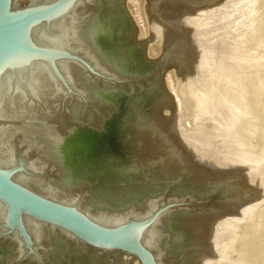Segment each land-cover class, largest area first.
I'll use <instances>...</instances> for the list:
<instances>
[{
    "label": "rangeland",
    "instance_id": "1",
    "mask_svg": "<svg viewBox=\"0 0 264 264\" xmlns=\"http://www.w3.org/2000/svg\"><path fill=\"white\" fill-rule=\"evenodd\" d=\"M148 1L139 0L134 3L127 0V9L134 27L140 28L141 36L147 38L144 39V43L147 46L146 57L151 63L147 65L146 71L150 74L157 69L156 61L162 56L165 49L163 47L167 46V38L164 35H160L161 33L155 34L154 29L157 26L158 19H154L157 16L154 17V10H149L150 4ZM184 1L188 2V4L185 3V5L180 6V4L174 3L173 6L177 7V9L168 10L172 15H169L170 13L167 11V18L175 17L179 20L177 17L180 15L179 17L186 22L189 20L187 18L193 17L190 19L192 21L189 20L188 22H191L196 30H202V28L203 30L202 34L198 33L201 37L198 34H194L197 37L195 42H201L199 40H202L201 46L199 44V47H201L199 54L197 53L195 56L191 49V51H187L189 53V55L187 54L188 56L185 54L186 51L182 52L185 56L179 53L180 61L177 64L173 59H178V56L173 53L170 56L172 61L170 68L167 70L168 73H171L172 81L170 79L167 80L168 73L166 72L165 79L160 84L159 93L168 95L169 91L173 97V99H170L172 105L170 103L167 104L170 108L167 106L163 107L165 110H163V114L165 112L164 116L168 117L167 121L177 124V127L181 125L179 128H175V131L178 129L179 135L180 132L184 134L183 131L187 130L184 134L187 136H184V140L181 142L182 144L185 142V144L184 146L181 144L183 148L178 152H176V139L171 136L173 138L171 140L174 147L173 152H176V157H178L175 159L178 164H175H177V169L186 168L185 170H187L188 164L192 159L191 162H195L198 159L202 160V164L194 165L198 170H196L197 174L192 175L195 179L196 176H199V185L203 187H208L209 185L206 183V178L201 179V177L210 176L205 174L206 170L207 173L208 171L211 173L210 170L213 172V169L215 173L222 170L216 177L230 176H228L229 179L228 177L221 178V186L215 187L217 191L222 192L221 195L223 194V196H217V201L219 202L217 203L220 204L225 198H229L228 201L237 199L235 202L233 201V204L231 202L230 208L228 206L224 207L229 208V214L226 217L230 216V219H227L228 221L225 220L226 217L222 219V221L224 220L222 224L224 222H226L224 223L225 225L227 224L226 231L225 229L222 232L214 231L213 235L207 238L204 242L205 245L207 244L204 246L205 249L207 248V250L204 249L206 253L204 256L206 257L200 263L264 264V0ZM17 3L20 7L28 5L26 0H19ZM151 12L154 18L151 17ZM169 16L171 17L169 18ZM201 21L204 25L201 24ZM197 22L198 25H201L195 27L194 23L197 24ZM158 35L159 37H157ZM154 36L155 39H153ZM164 43L165 46H163ZM208 46L209 48L213 47L215 51L213 52V49L208 50ZM186 56L187 59L185 58ZM207 56L210 60L207 59ZM182 58L185 60L183 61ZM192 58L196 61L198 60V63L195 62L194 65L195 60L193 61ZM212 58L215 60H212ZM203 59L207 60L204 62ZM187 60L190 63L187 62L184 65ZM72 61L78 63L75 60ZM207 61L209 63H206ZM208 64L212 66L210 65L209 67ZM176 65L177 67H175ZM193 65L194 67H192ZM85 73V75L79 73V78H92L94 76L99 78L98 84L92 85L88 83L89 88L86 85L84 86V83L79 80L78 84L83 85L85 88L76 86V89H74L72 86L69 88L67 84L61 81L66 88L65 92L55 90L56 88H52V91L50 88L49 94L42 100L40 105L35 102L33 108L23 109V114L21 113L20 115L17 111V117H11V114L7 117L5 116L7 119L4 117L5 122L13 120L18 126L16 131L11 134L10 147L17 149L16 153L20 157L19 160H22L25 166L31 160L35 162L41 160L43 162L41 164L44 166L42 173H32L27 169L26 172L28 174L49 179L51 182L55 180L57 184L60 183L56 179L58 177L57 165L56 163L54 164L50 149H47L49 147L46 145L50 138L49 133H47L50 129L47 127L44 129L45 126L42 127V124L50 125L54 129L52 131L57 132L61 136L69 129L75 128V135L67 141L66 148L69 149V146H72V148H77L78 152L85 154L93 153L96 148L103 146L104 142L106 143L110 140L108 132H99L97 130L100 120L99 116H106L110 112V107L104 103L103 105L99 104L94 94L102 96L109 88L125 89L126 86H124V83L114 82L112 79L105 80L91 73L88 69H86ZM101 80L107 81V83H102ZM47 87L49 88V86ZM39 88L41 91L40 86ZM55 93L59 95L56 96L54 95ZM60 93L62 94L60 95ZM16 101L19 103L20 99ZM38 101H40V98ZM44 101H46L45 106H48L47 108L44 107ZM42 104L43 107L41 106ZM22 106L24 105L22 104ZM206 118L207 120L205 121ZM0 121L2 120L0 119ZM30 124H36L34 126L36 129H33ZM162 126L164 127L163 121ZM26 135H28L29 140L30 138L34 140V143L28 145V147H26L28 140L24 137ZM82 145L85 146L81 147ZM194 150L197 151V154ZM200 151L201 153L203 152V155ZM188 156H191V158ZM186 162L189 163L187 164ZM219 167L220 170H218ZM199 170L204 173L199 172ZM226 170L227 172H225ZM235 176H237L236 180ZM226 179L228 182L234 180V185L229 184ZM198 180L196 179V182L194 179L192 181L187 180L186 184L194 185L198 183ZM224 183L229 185L226 187ZM211 188L213 189L214 187ZM72 192L70 196L73 195ZM43 194L49 196L45 193ZM64 194L67 193L64 192ZM199 208L205 207L200 206ZM0 231L2 230L0 229ZM52 238L62 240L61 236ZM196 250L195 254L193 252V256L198 252L200 253V251L202 252L200 248H196ZM101 257L108 259V256L104 253H101ZM104 259L103 261L110 264L109 259ZM131 262L134 264L133 259L126 264H132Z\"/></svg>",
    "mask_w": 264,
    "mask_h": 264
},
{
    "label": "water",
    "instance_id": "2",
    "mask_svg": "<svg viewBox=\"0 0 264 264\" xmlns=\"http://www.w3.org/2000/svg\"><path fill=\"white\" fill-rule=\"evenodd\" d=\"M18 1L0 0V83L2 70L8 63L12 67L18 62H41L45 59L52 66L55 76L66 84L55 69V61L61 58L75 60L91 73L105 80L124 83V86L150 78L156 84L163 81V70L161 74L155 70L148 74L147 65L151 62L144 51L136 52L137 45L129 46L131 50L120 47L116 36L122 26L113 22V8L109 13L102 14L103 5L107 3L106 6L111 8L113 0H29L26 7H20ZM79 1H83L81 7L85 4L86 9H91V15H94L98 32H95L96 38L92 40L102 49L101 62L104 67L101 68L106 71L96 69L79 51L47 49L34 40L33 34L38 28L42 25L49 27L51 22L63 19ZM123 13L127 19H131L124 4ZM94 43L93 46H96ZM157 94V89L152 87L145 90L107 89L101 100L109 105L110 112L99 121L97 130L108 132L110 140L93 153H81L72 146L66 148L67 141L75 135V128L60 137L57 151L61 161L58 165L64 171L61 176L69 188L66 189L69 194H64V197L70 200L46 196L15 181L14 173L27 170L22 160H17L9 169L0 168V201L7 207L6 216L0 217V264H60V261L67 264L65 256L69 257L68 253L60 255V261L50 254L41 253L44 247L38 245L40 239L36 240L29 231L23 215L35 222L62 228L83 244L108 251L130 252L138 256L142 264H156L149 249L152 236L156 232L158 235L164 232V237L170 235L174 241L181 240L183 228L179 221L182 213L200 206L207 208L218 202L217 196L223 194L215 187H203L199 183L187 185L182 179L173 178L158 177L147 182L127 171L134 163L129 132L147 119V114L142 111L151 109ZM117 176L129 182L122 183ZM115 181L123 184L118 192L112 190ZM80 203L89 205L87 208L92 216L97 215L110 222L91 217L80 207ZM15 234L16 244L11 238Z\"/></svg>",
    "mask_w": 264,
    "mask_h": 264
},
{
    "label": "bare ground",
    "instance_id": "3",
    "mask_svg": "<svg viewBox=\"0 0 264 264\" xmlns=\"http://www.w3.org/2000/svg\"><path fill=\"white\" fill-rule=\"evenodd\" d=\"M26 1L29 2V0H26ZM89 1L91 2L92 0H89ZM123 1L125 3L124 2L121 3L120 0H113L112 3L114 5L111 8L108 5L106 6V4H107L106 3L102 7V9H103L102 14L105 15V13H107V12L109 13V11H111V9L113 8L112 13L114 15L111 16L113 18V22L119 23L122 26L121 31L119 30V32H117V36H116V39H118L120 44H121L120 47L131 50L129 46L137 45L138 47H137L136 52L140 53V52L144 51V54L146 56V54H147V48L146 47L147 46L144 43V41H145L144 39H147V38L142 37L140 34V32H141L140 28H135L134 23L129 18V16H128L129 19H127L126 16L124 15L123 4H124L125 8H127L128 5H127V0H123ZM130 1L136 3L139 0H130ZM148 2L150 4L149 10H154V12H155L154 17L157 16V18H154L152 15L153 13L151 12V15H152L151 17H153L154 19H158V22L155 20L157 22V26L156 27L154 26L155 27V29H154L155 34L161 33L160 35H164V37L167 38V40L165 39L167 46H165V43L163 44V46H165L163 48H165V49H164L162 56H160V58L156 61L157 62V66H156L157 69H155V72H157L158 74H161L162 70L165 71L164 72V76H165L167 70L170 68V65L172 62L170 60V56H172L173 53H176L178 56V59H176V60H175V58L173 59L175 62H177V64H178V61H180L179 60L180 54L182 56H185L184 54H182V52L184 53L186 51L185 54L189 55V53H187V51L189 52V51L193 50L195 56L197 53L199 54L200 48H201V47H199V44L202 42V40H199L201 42L196 41L198 43L197 44L195 42V39L197 38V37H195V35L198 33L202 34L203 28H202V30L201 29L196 30V28H194L192 26V23L188 22L193 17L187 18L189 20L186 22L183 20V18L179 17L180 15L177 17V18H179V20L176 19L175 17H171V16H169V18L171 17L170 19L167 18V16H168L167 11L168 10L171 11V10L177 9V7L175 8L173 6L174 3L180 4V6H182L183 4L185 5V3L188 4V2H185L184 0H149ZM82 3H83V1L77 2L75 4L76 6L72 7L71 11L63 19H61L57 22L56 21L51 22L49 24V27L42 25L40 28H38L35 31L36 34L35 35L33 34L34 40H35V42L47 47V49H51V48H53V50H55V49L60 50L61 49V51L71 49V50L79 51V54L82 57H84L85 60L87 62H89L92 66H94L96 69H99L101 71H106L105 68H101V67H104L102 62H101V59H102L101 57H103L101 54L102 49L100 50L99 46L96 43H94L95 40L94 41L92 40L93 38L94 39L96 38V36L94 35L95 32L96 33L98 32L97 26L94 25V21H95L94 15L93 16L91 15V9H86L85 4H83V6L81 7ZM109 4H111V2ZM169 11H168V13H170ZM127 12L129 13L128 9H127ZM129 15H130V13H129ZM169 15H172V14L170 13ZM187 17H189V16H187ZM154 19H152V20L154 21ZM187 19H185V20H187ZM201 20H203V19H201ZM190 21H192V20H190ZM198 22H197V24L194 23L195 27H197ZM153 24H155V23L153 22ZM201 24H203L202 21H201ZM201 24H199L198 26H200ZM198 28H200V27H198ZM101 30L105 31V29H103V28ZM198 35L201 37L200 34H198ZM157 37H159V35ZM153 39H155V36L153 37ZM93 43L96 46H93ZM200 46H201V44H200ZM209 49H213V47L209 48V46H208V50ZM212 51L214 52L215 50L213 49ZM208 52H211V51H208ZM217 52H218V50H217ZM130 55L133 57L132 53H130ZM190 55H191V53H190ZM209 55H210V53H209ZM187 56L185 57L186 59H187ZM208 56H207V59L210 60L208 58ZM189 57L191 58V56H189ZM195 59H197V58H195ZM195 59H193V61ZM213 59L214 58H212V60ZM182 60L184 61L185 59L182 58ZM206 60L203 59L204 62ZM190 61H188V60L185 61L184 65H186L187 62L190 63ZM197 61L196 60L194 61V65H195V62L198 63ZM200 61H202V60H200ZM206 63H209V62L207 61ZM194 65L192 67H194ZM210 65H209V67H210ZM175 67H177V65ZM55 69H56V71H58L63 76V78H64V80H65V82L69 88L71 86L74 89H76L75 88L76 86H79V88H80V86L82 88H85L84 86L85 85L88 86V83H90L92 85L98 84L97 81L99 80V78L94 77V76H92V78L87 77L88 79L84 78V77L82 79L79 78V75H78L79 73H81V74L83 73L84 75L86 74L85 73V71H86L85 67L79 62L75 63L74 61H72L70 59H66V58L57 59L55 61ZM186 70H188V69H186ZM2 73H3V75H2L3 77L1 79L2 82L0 83V119L2 120V121H0V168L3 170H6V169H9L15 162H17V160H19L20 157L16 153L17 149L10 147L11 146L10 145L11 134H13V132L16 131V127H18V126L16 125V122H13V120H8L5 122L4 117L9 116L10 114H11V117L12 116L17 117V111L21 115V113L23 114V109L33 108L35 106V104H34L35 102L38 105H40L42 100L45 97H47V94H49L50 88H51V90H52V88H54V89L56 88L55 90H60V91H64V92L66 91V88L64 87L63 83H61V81L55 76V73L52 70V66H50L48 61H46L45 59H43V61H41V62L40 61H38V62L33 61L30 63L18 62L16 65H13L12 67H10V64L8 63L7 65L4 66ZM164 79L165 78H163V80ZM168 79H170L172 81L171 73H168L167 80ZM79 80H81V83H84L83 84L84 86L78 84ZM153 81H154V79L150 78V79H148V81L147 80L133 81V82H130L129 84L126 83L127 85H125L126 86L125 88H127V89L128 88L129 89L141 88V89L145 90V89H149L150 87H152L154 89H157V93H158L152 102L153 106L151 107V109L147 110V111H144V110L142 111L143 113L147 114V119L144 120L143 123L137 124L136 127L134 126L135 128L129 132L130 142H131L130 153L132 154V158H133L134 163H133V165H130L127 168V171L131 172L132 176L136 177L137 179L144 180L147 182H150L151 180L156 179L158 177L163 178V179H166V178L167 179L173 178L176 180L182 179L185 182L187 180L192 181L194 179V181L196 182V179L198 180L199 176H196V179H195L194 176L192 175L195 173L197 174L196 170H198V168L194 167V165L198 164V163L202 164L203 162H202V160H199V159L197 161L195 160V162H191L193 160L192 159L190 161V163L188 162L189 164L186 162L189 166L187 168V170H185L186 168L185 169L184 168H178L177 169L176 165L178 163L175 159H177L178 157H176L177 156L176 152H178L179 150H182L185 142H184V144H182L181 142H182V140H184V136H187V135H184L185 131H187V130L183 131L184 134L182 133L183 134V138H182L181 132L179 135V132L177 131L178 129L175 131V128H179L181 125L179 127H177V124H175L174 122L167 121L168 117L164 116L165 112L163 114V110H164L163 107L164 106L166 107L168 103H170V105H172L171 104L172 101H170V99H173V97L170 95V92L168 90H167L169 93L168 95L166 94V92H165L166 95H162L161 93H159L160 84H158V83L156 84L155 81L154 82ZM101 82L107 83V81H102V80H101ZM39 86L41 87V91H40ZM47 86H49V88ZM173 88H174V86H173ZM56 93H57V91H56ZM56 93L54 95H56ZM61 94L62 93H60V95ZM54 95H52V96H54ZM58 95H56V96H58ZM94 95H95L98 103L103 105V101L101 100L102 97L99 96L98 94H94ZM39 98H40V101H38ZM18 99H20L19 103H17V101H16ZM44 102H43L44 107H46L45 106L46 101H44ZM22 104L24 106H22ZM43 104L41 105L42 107H43ZM20 107H21V109H20ZM167 107L170 108L169 105ZM43 109H45V108H43ZM47 111H49V110H47ZM27 112H29V111H27ZM87 116L90 117L88 114H87ZM177 116H178V114H177ZM202 116H206V115H202ZM76 117L78 118L77 115H76ZM99 117L101 120L103 118V115H100ZM104 117H105V115H104ZM178 119H180V118H178ZM29 120H30V118H29ZM206 120H207V118L205 119V121ZM46 121H47V119H46ZM162 121H163L164 127L162 126ZM30 122H31V120H30ZM22 125H23V123H22ZM30 125H32V127L34 129L35 128L34 126L36 124H30ZM178 125H179V123H178ZM39 126H40V124H39ZM43 126H45L44 129H46V127H47L48 129H50L49 131H51V132H49V131L47 132L50 135L48 143H47V141H45V142L47 143L46 145L49 147L47 149H50L54 164L56 163V165H58L59 164L58 162H60L61 160H60V156L58 154L57 148L59 146V140H60L61 135H59L55 131H52L54 129H52L50 127V125L42 124V127ZM180 130H181V128H180ZM189 133H191V132H189ZM171 136H174L173 138L176 139V146H177L176 152H173L174 147H173V142H171V140L173 138ZM24 137H26V140H28V144H26V147H28V145L34 143L33 139H31V138H30V140L28 139V135H26ZM181 144L183 146H181ZM202 150L203 149H201V151ZM194 151L197 154V151L196 150H194ZM201 151H200V153H201ZM203 152H204V150H203ZM178 154H181V153H178ZM196 154H194V155H196ZM202 155H200V156H202ZM188 157L191 158V156H188ZM183 158H181V159H183ZM39 161H37V162L32 161V160L28 161L26 168L28 170H30V172H32V173L33 172L42 173V171H44V168H43L44 166L41 165L43 162H41V160H39ZM175 163H177V164H175ZM200 166L202 167V165H200ZM220 167H219V169L218 168L217 169L220 170ZM60 168L61 167H59V165H58L57 166L58 177L56 179L60 182L59 184H57L56 183L57 181H55V180L53 182H51L49 179H44L42 177L32 176V175H30L24 171H18L16 173H14L13 179L15 181H17L19 184H22L23 186L30 188L32 190H37V191L45 193L51 197L63 198V199L70 200V198L64 197L65 196L64 192H66L67 194H69V192L67 190H65L68 188V186H67V183L64 181L63 176H61L64 174V171L61 170ZM200 170H199V172L202 171V170L201 171ZM210 171H211V173H209V171L207 173V170L205 171L206 172L205 174L206 175L208 174L210 176L201 177V179L206 178V183L210 185V186L208 185V187H216L219 185L221 186V184H220L222 182L221 178L230 176V175H225V176L218 178L216 176L222 170L219 172L216 171L217 174L215 173L214 169H213L214 174H213L212 170H210ZM225 172H227V170ZM229 172H231V171H229ZM201 173H204V172H201ZM242 173H244V172H242ZM228 174H230V173H228ZM122 178L120 176H117V179H119V181L121 179L122 183H123V181L129 182V180H126L124 178L122 179ZM234 178L236 180L237 176H235ZM228 179H229V177H228ZM227 182H228V180H227ZM114 183L116 185H112L113 191L118 192L123 188V184H120L117 181H115ZM198 183H199V180H198ZM228 183L231 185H234L233 184L234 180H231ZM225 184L226 183H224V185ZM229 184H226V187ZM108 186H109L108 188H111L110 185H108ZM108 188L106 187V189H108ZM228 199L229 198H226V199L222 200L220 204H218L219 203L218 202L211 207L193 209V210L185 211L184 213H182L183 215L180 218L181 221H179L180 224H182V228H183L182 239H181L182 241L181 240L174 241L175 239L173 238V236L171 237L170 235H166V237H164L165 236L164 232H162V234H160V232H159V235L156 232V234H154L152 236L153 240L149 242V249L152 251V253L154 255L156 264H201L200 262L202 261V259H204V257H206L204 255L206 254L205 250H207V248L206 249L204 248V246L207 245V244L205 245L204 242L207 240V238L210 235L211 236L213 235L214 231L215 232H222V231H224L223 229H225L227 226V224L226 225L224 224L226 222H224L222 224V222L224 221V220L222 221V219H224V217H226L227 214H229L228 210L231 207V206H229V205H231V202L233 204V201L235 202L237 200V199H231L228 201ZM97 202H101V201L98 200ZM79 205L88 214H90V211L87 208L89 205L83 204V203H80ZM220 206H222V207H220ZM226 206H228L229 208H224ZM6 208L7 207H5V204L2 201H0V215L2 217L4 215L6 216ZM233 208H234V206H233ZM90 216L98 219L99 221H104L107 223L110 222V220L104 219V218L97 216V215L92 216V214H90ZM23 217H24L27 228L32 233V235L35 236V239L36 238H37L36 240L40 239L39 240L40 242H38V245L40 247H42V245H43V247H44V250H43V252L41 251V253L42 254L45 253V255L50 254L51 257H55V259H57V260H58V257L60 255H66L68 253V254H70V256L69 257H68V255L65 256V258H66L65 260H66L67 264H107L105 261H103V259L106 256L101 257V253H104L105 255L108 256L110 264H114V263L115 264H126L127 262L131 261V259L134 260V264H139V263L142 264V262L138 258V256H136L135 254H132L130 252H125V251H120V250H109L108 251L105 249L94 248L92 246L83 244V243L75 240V238L72 237L71 234H69L67 231H65L62 228H57V227L50 225V224H41L39 222H35L31 218L24 216V215H23ZM228 218L226 217L225 220H227ZM171 227H172V225L170 224V228ZM163 231L166 232V230H163ZM225 231H226V229H225ZM214 234H218V233H214ZM160 235L161 236L163 235V236L161 237ZM54 236H57V237L61 236L62 240H60L58 238H56V239L52 238ZM11 238L14 240L13 241V242H15L14 244H16V238H17L16 234L13 235V237H11ZM196 248L202 249V252L200 251V253L198 252V253H196V255L193 256V252L195 254V251H197ZM211 248H212V246H211ZM48 249H50V251ZM15 252L16 251H14V253ZM106 259H104V260H106ZM58 261H60V260H58ZM131 263L133 264V262H131ZM60 264H63V263L60 261Z\"/></svg>",
    "mask_w": 264,
    "mask_h": 264
}]
</instances>
